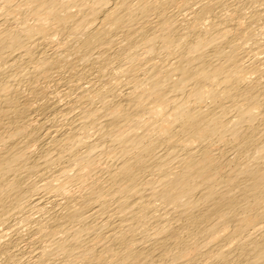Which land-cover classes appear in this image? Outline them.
Returning <instances> with one entry per match:
<instances>
[{"label":"bare ground","instance_id":"1","mask_svg":"<svg viewBox=\"0 0 264 264\" xmlns=\"http://www.w3.org/2000/svg\"><path fill=\"white\" fill-rule=\"evenodd\" d=\"M0 264H264V0H0Z\"/></svg>","mask_w":264,"mask_h":264}]
</instances>
